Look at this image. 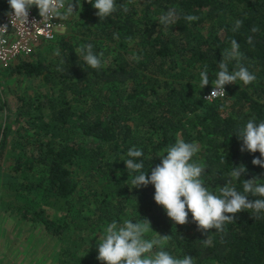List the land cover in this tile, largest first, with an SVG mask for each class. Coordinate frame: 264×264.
<instances>
[{
  "label": "trees",
  "instance_id": "obj_1",
  "mask_svg": "<svg viewBox=\"0 0 264 264\" xmlns=\"http://www.w3.org/2000/svg\"><path fill=\"white\" fill-rule=\"evenodd\" d=\"M63 2L48 48L0 67L44 82L11 105L0 88L5 209L59 264H264V0ZM82 231L101 235L83 254Z\"/></svg>",
  "mask_w": 264,
  "mask_h": 264
},
{
  "label": "rangeland",
  "instance_id": "obj_2",
  "mask_svg": "<svg viewBox=\"0 0 264 264\" xmlns=\"http://www.w3.org/2000/svg\"><path fill=\"white\" fill-rule=\"evenodd\" d=\"M38 48L44 50L48 46L40 43L33 50ZM30 51L18 57L32 60L33 53ZM16 60L17 57L11 63ZM1 70L4 69H0V72ZM0 85L3 98L10 105L14 102L13 95L15 93L32 92L36 89L42 90L44 88V82L40 78L26 79L23 76L4 74H0ZM9 162L10 156L6 153L3 159L0 160V225L2 221V224L6 226L4 229H7L6 232L0 229V264H59L60 239L57 236L47 234L42 227H39V229L36 228L37 226L32 227L27 220L18 219L19 217L15 212L5 209L8 205L16 203L13 200V196L6 193V179H12L9 176V170H7ZM29 197L35 207L39 208L42 213L47 214L48 209L52 216H55L61 211V201L58 199L50 197V203H47V195L40 197L39 192H35ZM78 235L79 239L77 238ZM70 240L77 242L76 245L80 249L77 252L83 254V249L86 248L87 250L100 243L101 235L97 232L82 231L76 235L72 234Z\"/></svg>",
  "mask_w": 264,
  "mask_h": 264
},
{
  "label": "built area",
  "instance_id": "obj_3",
  "mask_svg": "<svg viewBox=\"0 0 264 264\" xmlns=\"http://www.w3.org/2000/svg\"><path fill=\"white\" fill-rule=\"evenodd\" d=\"M63 0H47L40 13L11 0L0 19V67H6L21 54H27L40 39H51L63 27L56 18ZM228 78H219L202 95L211 100L224 94Z\"/></svg>",
  "mask_w": 264,
  "mask_h": 264
},
{
  "label": "crops",
  "instance_id": "obj_4",
  "mask_svg": "<svg viewBox=\"0 0 264 264\" xmlns=\"http://www.w3.org/2000/svg\"><path fill=\"white\" fill-rule=\"evenodd\" d=\"M11 1V0H10ZM18 2H19V0H17ZM28 223L32 226V227H34V226H37L36 228H38L39 229V227H42V229H43V231H45L46 233H47V231L45 230V228L42 226V224H31L29 221H28ZM6 226L4 225V224H2V221H1V225H0V229L1 230H3V232H6L7 231V229L5 230L4 228H5ZM42 231V230H41ZM42 231V232H43ZM44 233V232H43Z\"/></svg>",
  "mask_w": 264,
  "mask_h": 264
}]
</instances>
